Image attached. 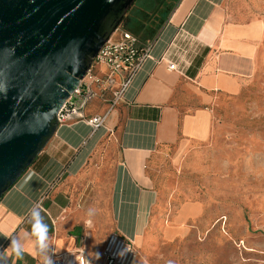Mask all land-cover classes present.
<instances>
[{
    "label": "crops",
    "instance_id": "crops-1",
    "mask_svg": "<svg viewBox=\"0 0 264 264\" xmlns=\"http://www.w3.org/2000/svg\"><path fill=\"white\" fill-rule=\"evenodd\" d=\"M156 32L152 58L105 126L59 125L0 198V264H48L53 252L77 247L92 264H106L112 233L133 243L136 264H152L157 241L190 231L199 209L177 200V163L210 139L218 103L240 93L258 69L264 23L238 20L232 0H179ZM169 61L178 69L169 70ZM93 101L88 115L108 111ZM35 213L48 227L44 249L32 235Z\"/></svg>",
    "mask_w": 264,
    "mask_h": 264
},
{
    "label": "rangeland",
    "instance_id": "rangeland-1",
    "mask_svg": "<svg viewBox=\"0 0 264 264\" xmlns=\"http://www.w3.org/2000/svg\"><path fill=\"white\" fill-rule=\"evenodd\" d=\"M175 4L137 0L116 28L132 31L130 19L158 28ZM232 5L238 20L264 23V0ZM262 47V62L245 88L215 108L210 139L196 142L177 163V200L194 201L199 214L186 235L154 244L152 264H264V39Z\"/></svg>",
    "mask_w": 264,
    "mask_h": 264
},
{
    "label": "water",
    "instance_id": "water-1",
    "mask_svg": "<svg viewBox=\"0 0 264 264\" xmlns=\"http://www.w3.org/2000/svg\"><path fill=\"white\" fill-rule=\"evenodd\" d=\"M122 1L0 0V198L56 132L59 109L110 33L105 20L135 0Z\"/></svg>",
    "mask_w": 264,
    "mask_h": 264
},
{
    "label": "built area",
    "instance_id": "built-area-1",
    "mask_svg": "<svg viewBox=\"0 0 264 264\" xmlns=\"http://www.w3.org/2000/svg\"><path fill=\"white\" fill-rule=\"evenodd\" d=\"M156 36L142 43L128 29L117 27L106 37L105 42L92 59L91 65L79 85L70 92L59 109L56 118L59 125L82 121L93 130L105 126L110 113L119 106L134 77L146 59L152 58L151 49ZM164 59V58H161ZM169 70H177L178 64L169 61ZM102 100L108 111L88 115L86 108L95 100ZM106 264H136L137 253L131 241L118 233H112L104 247ZM51 264H92L87 251L77 247L63 253L53 252ZM48 261V264H49Z\"/></svg>",
    "mask_w": 264,
    "mask_h": 264
},
{
    "label": "trees",
    "instance_id": "trees-1",
    "mask_svg": "<svg viewBox=\"0 0 264 264\" xmlns=\"http://www.w3.org/2000/svg\"><path fill=\"white\" fill-rule=\"evenodd\" d=\"M178 1L179 0H176V2H178ZM144 2H149V3H151V6L154 7L157 3V0H144ZM152 7L148 8V9L151 10V9H153ZM172 9L173 8L167 10L165 16H167V14H169L172 11ZM142 10H145L147 12L149 11L147 9H142ZM116 19H117V17L114 14H111L104 24L103 31L108 32L111 28H113ZM121 21H123V20H121ZM160 21L162 23L163 19ZM131 23H136L135 25L133 24L134 26L131 27L132 32H134L135 34L136 33L139 34L140 32L144 31V35L141 37L142 40L153 39L157 34V32H156L157 28L148 27V25H145V23H140L136 19H130V22L127 23V26H130Z\"/></svg>",
    "mask_w": 264,
    "mask_h": 264
},
{
    "label": "clouds",
    "instance_id": "clouds-1",
    "mask_svg": "<svg viewBox=\"0 0 264 264\" xmlns=\"http://www.w3.org/2000/svg\"><path fill=\"white\" fill-rule=\"evenodd\" d=\"M35 223L32 226V235L37 238V243L40 249H44L46 247V241L48 239V227L46 224L42 223L41 218L39 217V213H35ZM11 250L17 256H21L22 248L19 245L18 241L13 240L11 243ZM49 264L51 262L49 261Z\"/></svg>",
    "mask_w": 264,
    "mask_h": 264
},
{
    "label": "flooded vegetation",
    "instance_id": "flooded-vegetation-1",
    "mask_svg": "<svg viewBox=\"0 0 264 264\" xmlns=\"http://www.w3.org/2000/svg\"><path fill=\"white\" fill-rule=\"evenodd\" d=\"M136 1H137V0L134 1V3L132 4V6H131L128 10H131V8L134 6V4H135ZM142 1H143V0H142ZM124 2H125V0H123V1L121 2V4H123ZM119 6H120V5H119ZM128 10H127V11H128ZM125 13H126V12H125ZM125 13H124L123 11L118 10V11H115L114 13H112V14H114V15L117 17V19L120 18V17L122 16V20H123V16H124ZM108 18H109V17H108ZM108 18H107V19H108ZM107 19H106V20H107ZM117 19H116V20H117ZM106 20H105V22H106ZM105 22H104V24H105ZM104 24H103V28H104Z\"/></svg>",
    "mask_w": 264,
    "mask_h": 264
}]
</instances>
